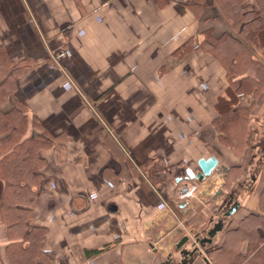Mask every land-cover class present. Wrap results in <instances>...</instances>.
I'll use <instances>...</instances> for the list:
<instances>
[{
  "label": "crops",
  "instance_id": "1",
  "mask_svg": "<svg viewBox=\"0 0 264 264\" xmlns=\"http://www.w3.org/2000/svg\"><path fill=\"white\" fill-rule=\"evenodd\" d=\"M189 1L0 0V47L20 65L13 100L26 113L25 135L51 138L38 151L27 219L42 231L47 264H229L227 231L261 214L264 88L238 97L250 117L236 153L213 123L225 68L200 46L207 29H232L213 17L212 0L200 14ZM212 155L224 174L176 181ZM229 172L238 176L228 188ZM184 183L191 190L182 194ZM219 189L231 199L217 208ZM176 229L197 235L200 253L177 247ZM254 251L239 247L246 259Z\"/></svg>",
  "mask_w": 264,
  "mask_h": 264
},
{
  "label": "trees",
  "instance_id": "2",
  "mask_svg": "<svg viewBox=\"0 0 264 264\" xmlns=\"http://www.w3.org/2000/svg\"><path fill=\"white\" fill-rule=\"evenodd\" d=\"M212 2L219 9V14L213 17L228 21L232 29L218 36L207 29L200 45L222 63L228 81L225 94L215 103L217 115L213 123L220 131V139L234 152L240 153L246 143L250 109L238 105V97L250 94L256 99L264 88V0ZM188 5L200 14L205 0H190ZM19 67L10 63L0 47V226L5 241L3 257L6 264H47L39 247L42 231L39 227L28 226L27 219L41 179L43 160L38 151L49 146L51 138L25 135L28 127L26 113L13 100V75ZM234 172L240 174L236 167ZM229 175L230 172L224 176V185L228 188L238 176L231 179ZM148 176L155 180L153 174ZM259 209L262 215L250 213L236 228L227 231L224 249L232 260L229 264L264 263V186L259 197ZM243 241L255 250L250 259L239 253Z\"/></svg>",
  "mask_w": 264,
  "mask_h": 264
},
{
  "label": "water",
  "instance_id": "3",
  "mask_svg": "<svg viewBox=\"0 0 264 264\" xmlns=\"http://www.w3.org/2000/svg\"><path fill=\"white\" fill-rule=\"evenodd\" d=\"M198 167L199 170L197 172H194L193 170H191L190 168H187L185 170V175L178 177L176 179V181H189L192 180L195 183H199L204 181L205 179H216L218 175H222L224 174V172L227 170V167L224 164H218V159L212 155L209 156L207 158H200L198 160ZM220 170V171H217ZM188 190V185L187 183H184V185L181 187L180 189V193H186ZM218 195H222L223 199L221 200L220 205L217 207H221L224 204L228 203L230 201V195H225L224 192L219 189V191H215L212 196L211 199L215 200L216 197ZM233 207L235 206L236 208V201H233ZM231 207L227 212L223 213L224 215L228 216L230 214L233 213V211L235 210V208ZM176 233H179L182 235L181 239L178 241V243L176 244L177 247H181L182 245H189L190 246V251L189 253L192 254L194 252L200 253V249L197 246V235H189V234H184L182 229H176ZM2 256L0 254V264H4L3 260H2Z\"/></svg>",
  "mask_w": 264,
  "mask_h": 264
},
{
  "label": "rangeland",
  "instance_id": "4",
  "mask_svg": "<svg viewBox=\"0 0 264 264\" xmlns=\"http://www.w3.org/2000/svg\"><path fill=\"white\" fill-rule=\"evenodd\" d=\"M1 187H2V184L0 182V192H1ZM191 236H193V235H191ZM4 242L5 241H4V239H3L2 235H1V230H0V254H1L2 258H3V245H4Z\"/></svg>",
  "mask_w": 264,
  "mask_h": 264
},
{
  "label": "built area",
  "instance_id": "5",
  "mask_svg": "<svg viewBox=\"0 0 264 264\" xmlns=\"http://www.w3.org/2000/svg\"><path fill=\"white\" fill-rule=\"evenodd\" d=\"M191 188H193V186L191 187ZM191 189H189V191H190Z\"/></svg>",
  "mask_w": 264,
  "mask_h": 264
}]
</instances>
